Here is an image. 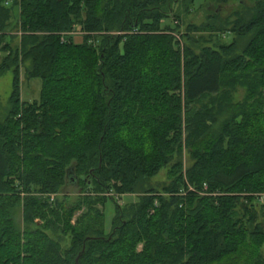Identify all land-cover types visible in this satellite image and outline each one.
I'll return each instance as SVG.
<instances>
[{
    "label": "trees",
    "instance_id": "trees-1",
    "mask_svg": "<svg viewBox=\"0 0 264 264\" xmlns=\"http://www.w3.org/2000/svg\"><path fill=\"white\" fill-rule=\"evenodd\" d=\"M218 1L185 37L233 38L198 53L176 34L196 0H0V74L14 71L0 264H264V0H237L227 18L234 0ZM15 9L18 49L3 45ZM24 65L39 100L21 101ZM68 185L88 194L53 205L34 195ZM126 195L137 201L121 205ZM109 200L107 233L97 206Z\"/></svg>",
    "mask_w": 264,
    "mask_h": 264
},
{
    "label": "rangeland",
    "instance_id": "rangeland-1",
    "mask_svg": "<svg viewBox=\"0 0 264 264\" xmlns=\"http://www.w3.org/2000/svg\"><path fill=\"white\" fill-rule=\"evenodd\" d=\"M206 2H210V5L212 6H221L219 5L220 2L218 0H196L195 3V9L193 10L192 14L189 15L186 19H184L181 23V26L177 30V36H181L183 39L182 46L184 47L185 44L187 45H194V48L196 52H200L202 47H212L214 49H219L220 45L222 43H230L231 39L233 37L229 38V35L226 37L224 35H219L222 37L216 38H211V34L201 32V31H190L191 37H195L196 39H199L200 37H203L200 43L197 44H192L191 41L188 40L187 37H185L187 31V28L189 25H202L203 22H205L206 17L203 11H201V7L205 5ZM241 8L239 1L234 0L230 4H225L223 5V8L221 10V14L223 15L224 18H227L230 15H234L235 11L239 10ZM14 14L16 17L11 20L10 25L7 27L6 31L9 34V37L6 39H3V45H5L7 42L11 45L13 49H18L20 48L21 44V30H20V25H19V19H18V10H14ZM169 23H172V20L168 21ZM85 34L83 32L79 31L78 29L74 31L73 37L75 42H83V37ZM83 36V37H82ZM185 37V38H184ZM93 43V42H91ZM7 53L2 51V46L0 47V64L3 62L5 59ZM26 66L24 65L20 69V89H21V101H27V102H32L34 100H39L40 99V94H41V88H42V82L39 79H29L26 74ZM13 82H14V71L11 70L5 74H0V122H3L6 120L8 117L10 111H11V96L13 92ZM243 98V91L236 93L235 94V101L238 102ZM208 101V98L205 99ZM185 162H187L186 165H189V156L188 154H185ZM168 182V177H167V171L164 170L162 171L156 178L153 179L152 185L158 189H162L163 184ZM207 190V189H205ZM88 193H81L80 192V187L78 185H68L67 187L64 188V192L62 194H51V195H42L40 193H35L34 195L36 197H43V198H48L49 203L53 205V203L60 197V201L63 204L64 199L69 200L70 203L76 202L80 196H85ZM25 197V196H23ZM137 201V197L134 195H126L120 199V204L121 205H127L130 203H133ZM261 203H264V196L260 200ZM98 209L101 211L103 210L105 212V229L106 232L109 233L112 229L113 221H114V216L116 215V204L112 201L109 200L106 205H98ZM240 207V206H239ZM87 211V207H83L82 210L78 211L73 220L72 224H75L77 222L78 217L83 213ZM263 222L264 218H259V222ZM18 222L22 224L21 217L18 218ZM35 222L38 224L42 223V219L37 217L35 218ZM261 227V225L259 226ZM258 227V228H259ZM262 228L264 231V225H262ZM50 235L51 232H49ZM63 246H70L71 245V239L67 237L66 240L62 242ZM138 250H141L143 245L142 243L138 246ZM261 251L264 255V246H262Z\"/></svg>",
    "mask_w": 264,
    "mask_h": 264
}]
</instances>
